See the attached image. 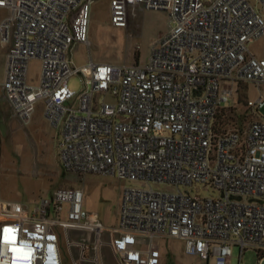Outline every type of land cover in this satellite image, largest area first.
Segmentation results:
<instances>
[{"label":"built area","instance_id":"1","mask_svg":"<svg viewBox=\"0 0 264 264\" xmlns=\"http://www.w3.org/2000/svg\"><path fill=\"white\" fill-rule=\"evenodd\" d=\"M95 0H0V84L16 118L28 125L41 103L60 132L66 173L112 175L139 183L122 192L116 228L83 210V191L60 187L32 208L0 199V264H159L160 240H180L188 256L231 264L253 251L264 259V117L223 130L218 114L250 84L244 103L264 108V59L250 44L264 35V0H109L110 23L128 29L138 12L161 11L167 29L139 62L73 64L89 48ZM41 63L36 85L29 64ZM77 76L82 90L68 86ZM154 185L175 188L158 191ZM194 185L210 195H192ZM180 188L185 189L183 192Z\"/></svg>","mask_w":264,"mask_h":264},{"label":"rangeland","instance_id":"2","mask_svg":"<svg viewBox=\"0 0 264 264\" xmlns=\"http://www.w3.org/2000/svg\"><path fill=\"white\" fill-rule=\"evenodd\" d=\"M257 6L254 0H248ZM2 11H0V14ZM167 15L161 11L138 12L130 19L128 29L115 28L110 23L109 0H95L90 14L88 39L90 46L77 45L70 51L76 66L87 62L145 64L151 54V46L167 29ZM250 50L264 59V35L250 44ZM6 53L0 45V84L4 79ZM41 76V63L29 64V81L36 85ZM68 86L80 92L79 77H72ZM233 102L222 110L217 125L223 130L240 129L252 119L264 117V108L252 115L245 111L244 103L256 97V89L250 85H235ZM0 199L3 203H16L32 208L41 198L60 188H79L83 191L85 212L96 214L107 228H116L121 208L122 192L126 187H140L139 183L120 180L117 176L88 174L84 177L66 173L58 159V137L54 128L45 120L42 104L38 103L32 121L25 125L16 118L4 99L0 87ZM192 195L207 197V188L194 185ZM158 191H175V188L154 185ZM183 192L185 189L180 188ZM65 241L60 238V252L64 264H73ZM159 264H214L196 256H188L180 240H160ZM106 264H115L109 250L104 251ZM255 252H245L238 261V250H233L231 264H257ZM264 264V259L261 261Z\"/></svg>","mask_w":264,"mask_h":264},{"label":"crops","instance_id":"3","mask_svg":"<svg viewBox=\"0 0 264 264\" xmlns=\"http://www.w3.org/2000/svg\"><path fill=\"white\" fill-rule=\"evenodd\" d=\"M0 11H2V13L0 14V21L6 16V11L5 10H3V9H0ZM129 23H130V21H129ZM77 45H82V44H76V45H74L73 47H76ZM84 46V45H83ZM72 47V48H73ZM72 48H71V50H72ZM70 50V51H71ZM253 53V52H252ZM69 56H70V53H69ZM71 58V57H70ZM72 60V59H71ZM73 62V61H72ZM137 62H139V60L137 61ZM74 64V63H73ZM75 65V64H74ZM10 106V105H9ZM42 112H43V106H42ZM1 120V119H0ZM33 120V119H32ZM31 120V121H32ZM31 123V122H30ZM29 123V124H30ZM55 131H56V133H57V137H58V144H57V148H58V159H59V142H60V132H59V130H57V129H55ZM54 191V190H53ZM53 191H51V193L48 195V196H50L51 194H52V192ZM48 196H46V197H48ZM83 210L85 211V209H84V206H83Z\"/></svg>","mask_w":264,"mask_h":264},{"label":"trees","instance_id":"4","mask_svg":"<svg viewBox=\"0 0 264 264\" xmlns=\"http://www.w3.org/2000/svg\"><path fill=\"white\" fill-rule=\"evenodd\" d=\"M218 128H219V129H222V126L220 125V123H219V125H218Z\"/></svg>","mask_w":264,"mask_h":264}]
</instances>
